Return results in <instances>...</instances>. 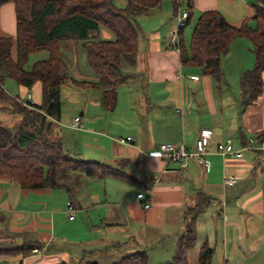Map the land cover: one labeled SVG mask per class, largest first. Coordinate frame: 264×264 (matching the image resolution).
Wrapping results in <instances>:
<instances>
[{
	"label": "crops",
	"instance_id": "crops-1",
	"mask_svg": "<svg viewBox=\"0 0 264 264\" xmlns=\"http://www.w3.org/2000/svg\"><path fill=\"white\" fill-rule=\"evenodd\" d=\"M156 7L161 9L160 17L154 13L149 25L139 23L143 34L139 35L136 62L126 70V73L134 70L132 77L136 76L134 85L138 86H134V90L139 91L138 104L131 107L130 118L125 110L128 103H132V95L126 88L128 79L118 88V103L112 111L104 107L100 89L84 87L74 81L95 78L94 73L86 69L82 56L69 64L71 79L63 84L76 89L74 102L65 107L67 112L83 107L80 114L69 121H59L69 153L80 159L122 165L135 178L83 176L78 185V194H83L79 204L65 189L68 197L64 212L67 210L69 214L66 206L72 200L77 206L76 215L73 219L68 215L69 221L62 223L56 236V225L63 221L64 212L57 214L47 206L49 202L63 200L56 194L60 186L23 187L11 176L0 173V242L15 246L36 243L42 250L20 253L23 264H78L77 258L82 252L107 254L122 248L124 242H131L132 245L127 244L131 245L130 253L145 249L148 264H161L174 257L179 239L188 233V223L195 235V243L187 251L189 264H197L204 244L214 250L210 264H264V138L259 139L264 133V71L262 93L243 110L244 73L252 69L256 61L250 39L233 40L229 53L222 58L219 76L205 74L196 67L187 68L181 63L180 51L170 48L169 32L177 19L164 21L174 8V1L164 0ZM207 9L220 10L235 25L254 13L249 0H194L193 20ZM14 13L16 17L15 4ZM0 28H3L1 21ZM15 28V34L0 32V36L14 37L17 21ZM192 74H200V78L194 79ZM36 83L40 86L21 85L23 89L18 94L24 99L29 93L33 94L30 100L33 103H37L33 97L38 94L41 101L37 104H40L43 85L41 81ZM80 88H90L85 100L78 96L79 92H84ZM63 106L61 100L62 109ZM0 111L10 114L9 110ZM77 116L82 117V128L72 126ZM72 129L77 132H71L73 139H68L66 134ZM204 129L213 132L211 151L207 154L208 167L192 157L180 171L178 162H167L155 154L161 142L185 143L193 148ZM127 135L134 136L135 140L125 143L118 140ZM256 135L260 145L244 149L241 157L225 156L216 149V142L230 137L234 138L235 147L241 148ZM232 174L238 180L230 186L224 182V176ZM96 183L102 186L93 188ZM135 188H138L136 195L125 197ZM146 188L151 189L149 208L137 197ZM202 195L208 197L209 202L190 222L187 210L196 205ZM78 209L81 210L79 217ZM55 237L61 238L62 246L56 247L58 252L45 255ZM5 256L11 255L1 257ZM164 256L168 259L163 260ZM90 261L93 260L86 263Z\"/></svg>",
	"mask_w": 264,
	"mask_h": 264
},
{
	"label": "trees",
	"instance_id": "trees-1",
	"mask_svg": "<svg viewBox=\"0 0 264 264\" xmlns=\"http://www.w3.org/2000/svg\"><path fill=\"white\" fill-rule=\"evenodd\" d=\"M135 1L138 8H132L131 12L129 7L118 5L117 0H0V8L9 2L15 4L17 21L16 37L0 36V67L5 68L3 73L0 72V109L9 110L12 116H21L13 129L6 126L5 121H0V173L11 176L23 187L65 186L70 193L76 191L84 177L135 178L122 165L80 159L70 154L59 122L62 116L61 86L71 77L69 64L63 55L65 41H82L87 62L97 73L94 79L75 81L100 89L104 107L111 111L116 108L118 88L126 83V70L135 65L139 50L140 27L136 16L164 0H132L133 5ZM173 1L178 20L181 0ZM185 1L189 4L185 8L189 17L186 25L179 30L182 65L219 76L222 73V58L229 53L233 40L247 37L253 44L256 61L254 67L244 73V93L251 90L252 99L257 98L263 91L264 0H257L254 13L240 25L231 23L218 9L201 11L195 19L188 44L184 32L193 20L194 0ZM93 10L100 12L95 15ZM102 27L110 30L115 39L95 36L94 32ZM38 51H47L49 55L28 67L31 54ZM125 64L127 67L123 68ZM6 78H13L19 85L29 88L41 81L42 102L24 105L10 96L8 98L10 92L6 90ZM249 102L244 97L243 104ZM128 136L132 135L122 137L127 139ZM263 138L264 133H261L259 139ZM208 202V197L202 195L196 205L188 208V221L191 222ZM187 229L188 233L179 239L174 257L161 264H189L187 251L194 245L195 235L190 223ZM0 247V257L40 249L36 243L15 246L0 242ZM213 251L211 246L204 244L197 264H210ZM88 264L100 263L93 260ZM109 264H148L147 251L132 252Z\"/></svg>",
	"mask_w": 264,
	"mask_h": 264
},
{
	"label": "rangeland",
	"instance_id": "rangeland-1",
	"mask_svg": "<svg viewBox=\"0 0 264 264\" xmlns=\"http://www.w3.org/2000/svg\"><path fill=\"white\" fill-rule=\"evenodd\" d=\"M170 2H172V0H170ZM249 2L251 3L252 5V8L254 10H256V7L255 5L257 4V0H249ZM117 3L118 5L122 6V7H129L131 10V12L133 11L132 8H138L137 6V2L135 1L134 5H133V2L132 0H117ZM175 3V2H174ZM24 4H25V1H24ZM7 5V6H6ZM5 7H3L1 9V13H0V21H1V25L3 28H0V32L1 33H11V34H15V26H16V17H15V13H14V3L13 2H9V3H6L4 5ZM155 9L153 7H150V8H147L143 11L142 14H139L136 16V19L137 21H139L138 23H141L142 25H149V21H151V15H153L154 13L158 14L157 17H160V13H161V9H158V7L154 6ZM189 7V4L187 3V1L185 0H181L180 1V8H187ZM8 8H10V12H8ZM135 10V9H134ZM100 12L99 11H95L93 10V13L92 14H95V15H98ZM174 8L172 7L171 9V12H169V14L164 18V21H166V19L170 18L172 21H176V18L174 17ZM55 14H58V13H55ZM128 14V13H127ZM146 19H147V23H146ZM160 19L157 20V22L159 21ZM154 21V19H153ZM192 23L189 24L187 26V28L185 29V32H184V35H185V41H186V44L190 43L191 42V34H192V29H193V25L195 23V20H192L191 21ZM182 27L184 26H179L178 27V24L176 22V24H173L172 28H171V32L172 30L174 29L175 31V28L179 30L182 29ZM140 30V34H143V31L141 28H139ZM94 35H100L101 38H105V39H115V36L113 33H111L110 30H108L106 27H102L100 29V31H97V32H94ZM180 36V34H179ZM16 37V35L14 36ZM249 42V41H248ZM81 43V44H80ZM72 44H74L75 47H72ZM77 44H80V45H77ZM249 44H251V48H254L253 47V44L251 42H249ZM83 42L78 40V41H65L63 43V55H64V58L66 59L67 63L68 64H71V62L76 59V58H79L82 56L84 59H85V66H86V69L93 72L94 73V77H97V73L90 67V65L88 64L87 62V57H86V51L83 47ZM176 51V50H175ZM48 52L47 51H38L36 53H33L31 54V57L29 59V63H28V67H31L33 65V63L35 61H37L38 59H43V58H47L48 57ZM78 61V60H77ZM123 66V65H122ZM125 68V67H123ZM2 69H5L4 67H0V72L3 73V70ZM76 70H74L73 72H75ZM134 70L133 69H130L126 75H127V79H128V84H127V87L128 88V94L129 95H132V103H128V105L126 106L125 110H126V114H127V117L130 118V116L133 114L132 110H131V107L132 108H135L137 107V104H138V100H139V91L137 89L134 90V86L135 88H137V83H135L134 85V82L136 80V76L132 77L133 75V72H131ZM7 74V72H6ZM71 76V75H70ZM90 76H87L86 78H89ZM71 77L69 78V80L65 81V83H68L70 81ZM75 81V80H74ZM34 85H37V86H40L39 83H35ZM81 86H87V85H84V84H80ZM5 86H6V90L10 93H8V98L9 96L11 98H14L16 99L18 102L21 103V96L18 94L20 93V91H22V87L21 85H19L16 80H14L13 78H6V81H5ZM21 87V88H20ZM61 100H62V103L64 104L63 106V109H62V117L61 119H63V121H69L75 114H80L81 110L83 107H78L76 110H74V112H67L66 110V106L68 104H72L74 102V98L76 97V89L75 87H70V86H67V85H63L61 86ZM87 89H90V88H80V90H84V92H79V97L80 99L83 98V100H85L88 95H87V92L89 90ZM96 89V88H95ZM32 93H34L33 90H31ZM143 94V93H142ZM2 95V94H0ZM22 95V94H21ZM33 95V94H32ZM35 96L33 97L34 100L39 103V101H41V97H39L38 94H34ZM245 97V99H249V103H247L246 105L242 104V109L244 110L245 109V106H248L250 104H252L253 102L256 101L257 98L255 99H252V96H251V90H249L246 94L244 93L243 95ZM1 98V97H0ZM12 105V103H10ZM69 110V109H68ZM121 116L125 117L123 114H121ZM10 117V118H9ZM21 120V116L20 115H17L15 117H13L11 115V113L9 114L8 112L6 111H0V121H5L6 123V126H8L9 128H12L13 129V124H17L19 121ZM14 124V125H15ZM71 132H77V131H74L73 129L70 130L66 135L68 137V139H73V133ZM73 146L75 145V141H73ZM76 148V147H75ZM102 186L101 183H96V184H93L92 187L93 188H98ZM79 188L80 187H77L76 188V191L74 193H70L69 196L77 203L79 204V200L83 199L82 198V195L83 194H78L79 193ZM139 188V186H138ZM138 188H135L134 190H130L128 194H125V197H130L132 193H134L136 195V191ZM65 189L67 190V188L65 186H62L60 187V189H57V198H61L63 199L61 202L59 203H53V202H49L48 203V209L50 210H56L57 214L59 213H62L64 212V207L66 205V197H68L65 192ZM63 197V198H62ZM135 197V196H134ZM73 201V202H74ZM74 202V203H75ZM82 202H85V199L82 201ZM67 207V206H66ZM79 211H81L80 209L77 210V216H81L79 213ZM50 214V212H49ZM63 214V221H59L56 225V236L59 232V230L61 229L62 227V223L64 221H69V214L66 210V212L62 213ZM82 219V217H81ZM66 233H69V230H65ZM61 235V234H59ZM56 238V237H55ZM131 244V242H124V244H122V248H118L117 250H114L112 252H109L107 254H100V253H96V252H82V258L81 257H78L77 258V261H78V264H87L86 261L87 260H99L101 263H105V262H113V261H116V260H119L121 259L123 256L127 255L128 253L131 252L130 250V246L132 245H127V244ZM63 244V241H61V238L59 239L58 237L55 239L54 242L50 243V250L45 254L47 255L48 253L52 254V253H56L58 252V248H56L58 245L62 246ZM1 246H3L1 244ZM4 247V246H3ZM12 247V246H11ZM87 247V246H86ZM1 248V247H0ZM13 248V247H12ZM11 248V249H12ZM8 255V254H6ZM11 256H5V257H0V264H23V257L20 253H16V254H10ZM165 258H162L163 260H166L168 258H166V256H164ZM172 259V258H171ZM170 259V260H171ZM168 260V261H170ZM81 261H84V263H80ZM150 263H152V260L150 261ZM164 263V262H163ZM75 264V263H74Z\"/></svg>",
	"mask_w": 264,
	"mask_h": 264
},
{
	"label": "built area",
	"instance_id": "built-area-1",
	"mask_svg": "<svg viewBox=\"0 0 264 264\" xmlns=\"http://www.w3.org/2000/svg\"><path fill=\"white\" fill-rule=\"evenodd\" d=\"M189 17V12L186 9H181L178 13L177 24L179 26H184L187 23V19ZM179 31L177 28L172 30L171 32V45L172 49L179 51L180 43H179ZM192 78L199 79L200 74H192ZM32 100V94L29 93L27 97L22 98L20 101L23 104H30ZM72 126L75 128H82L83 121L81 116H77L73 119ZM258 135L251 136L246 143L241 148H236L234 144V138L230 137L225 141L216 142L217 151L225 156H243L244 149H253L256 148L257 145H260L258 142ZM119 140L123 143L135 140L133 136H128L127 139L124 137L119 138ZM213 143V132L209 129H204L200 132L199 137L196 140L195 146L193 148L188 147L185 143L175 144L173 142H161L155 154L160 156L162 159L169 161H175L179 164V170H184L188 163L189 159L195 157L200 165L208 167L210 162L207 159V154L210 153L211 147ZM237 177L235 175H226L224 176V182L227 185H234L237 182ZM137 197L141 199L145 208H149L151 206V189L146 188L145 190L139 192ZM67 208L70 214V218L73 219L76 215V203L72 200H69L67 203ZM39 248H34L33 252H41Z\"/></svg>",
	"mask_w": 264,
	"mask_h": 264
}]
</instances>
